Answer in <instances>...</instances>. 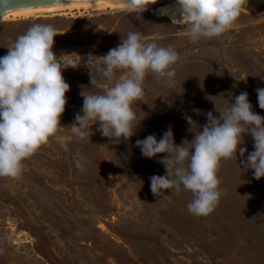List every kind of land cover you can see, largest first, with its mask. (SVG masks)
I'll list each match as a JSON object with an SVG mask.
<instances>
[{
	"label": "rangeland",
	"instance_id": "obj_1",
	"mask_svg": "<svg viewBox=\"0 0 264 264\" xmlns=\"http://www.w3.org/2000/svg\"><path fill=\"white\" fill-rule=\"evenodd\" d=\"M175 0H157L137 19L125 9L56 12L0 21V57L33 24H50L57 32L53 52L78 54L73 69L65 56L62 75L70 85L61 128L24 163L20 178L0 177V264H264V178L244 171L239 154L221 161L218 177L225 190L208 216L188 211L192 193L151 192L150 177L166 174L159 161L136 147L155 135L159 141L172 126L174 142L194 139L205 113L219 116L247 92L253 111L264 117L256 89L264 88V0H250L222 37L189 39L183 26L172 24L158 8ZM140 31L145 42L171 47L179 54L176 87L153 73L145 79L146 95L134 102L141 124L128 141L95 135L81 141L70 127L81 113L83 97L103 94L109 83L84 66L89 53L103 56L129 32ZM102 85V86H98ZM187 114L196 123L185 120ZM248 153L254 140L244 136ZM82 166L77 167V161Z\"/></svg>",
	"mask_w": 264,
	"mask_h": 264
},
{
	"label": "clouds",
	"instance_id": "obj_2",
	"mask_svg": "<svg viewBox=\"0 0 264 264\" xmlns=\"http://www.w3.org/2000/svg\"><path fill=\"white\" fill-rule=\"evenodd\" d=\"M21 0H0V21L13 12ZM248 0H175L169 7L160 10L168 15L172 24L183 26L189 39L198 42L202 38H218L228 33L241 14ZM129 14L141 19L149 5L157 0H118ZM56 29L50 24L36 23L8 46V52L0 57V177L18 179L24 170L27 158L33 156L42 145L48 143L63 128L60 118L67 104L65 94L70 85L62 72L64 57L73 69L81 66L78 54L59 57L53 52ZM180 57L171 47L156 42H145L140 31L129 32L121 43L103 56L88 54L84 66L91 77V85L97 82L93 73L111 83L118 71L124 70V77L103 94L81 93L83 106L76 114L70 127L81 141H88L95 135L92 126L103 137L110 140L128 141L136 134L141 121L133 108L134 102L142 101L146 95L145 79L155 74L167 87H176V70ZM102 86V85H98ZM259 108L264 110V88L256 89ZM205 113L207 123L199 126L194 139L185 140L182 145L174 142L172 126L168 127L158 141L148 135L136 141L145 158L165 154L159 163L166 174L150 177L151 192L164 197V190L180 193L188 190L193 199L187 205L188 211L196 216H208L219 205L225 190L220 187L218 177L221 161L239 158L244 171L252 170L254 178H264V117L253 111L247 92L234 97L229 108ZM190 125L196 124L190 116H184ZM244 136L254 140V151L248 153L244 147ZM77 161V167H81Z\"/></svg>",
	"mask_w": 264,
	"mask_h": 264
},
{
	"label": "bare ground",
	"instance_id": "obj_3",
	"mask_svg": "<svg viewBox=\"0 0 264 264\" xmlns=\"http://www.w3.org/2000/svg\"><path fill=\"white\" fill-rule=\"evenodd\" d=\"M250 0H248V5ZM175 3V2H174ZM174 3H169L164 6H161L158 8V11L160 12L161 9L169 8ZM116 10L121 9L124 10V7L122 4L118 3V0H93V1H69L65 4H55L53 6H42V7H31V8H25L20 11H16L11 13L10 15L5 16L3 19L7 18H30V17H36L38 15L47 14V13H56V12H66L71 13L73 11H104V10ZM168 18H170L168 15H164Z\"/></svg>",
	"mask_w": 264,
	"mask_h": 264
},
{
	"label": "water",
	"instance_id": "obj_4",
	"mask_svg": "<svg viewBox=\"0 0 264 264\" xmlns=\"http://www.w3.org/2000/svg\"><path fill=\"white\" fill-rule=\"evenodd\" d=\"M69 1H81V0H21V2L17 4L16 7L19 9H25L31 7L53 6L55 4H65ZM83 1H93V0H83Z\"/></svg>",
	"mask_w": 264,
	"mask_h": 264
}]
</instances>
